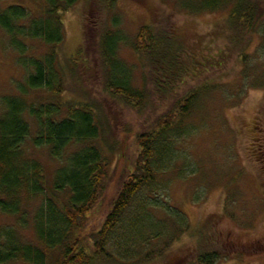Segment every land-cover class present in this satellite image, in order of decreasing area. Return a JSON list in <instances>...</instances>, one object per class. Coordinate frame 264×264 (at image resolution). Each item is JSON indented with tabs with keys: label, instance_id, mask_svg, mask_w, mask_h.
Masks as SVG:
<instances>
[{
	"label": "trees",
	"instance_id": "obj_1",
	"mask_svg": "<svg viewBox=\"0 0 264 264\" xmlns=\"http://www.w3.org/2000/svg\"><path fill=\"white\" fill-rule=\"evenodd\" d=\"M75 2L47 0L44 17L37 19L21 7L0 9V29L26 70L24 81L16 86L19 94L0 99V212L16 220L14 226L0 228V264H151L188 230L186 217L155 194L164 186L158 178L172 172L179 161L178 141L194 132L195 126L188 122L194 107L215 86L195 84L196 67L205 62L186 70L181 49L166 31L143 26L133 39L121 40L117 21L112 20L113 30L103 32L95 48L102 61L103 91L135 114L147 110L153 116L149 128L112 129L108 119L114 116L112 111L87 97L76 103H30L28 91L53 96L66 91L56 47L65 40L61 15ZM176 4L190 16L227 10L233 41L264 38V0H176ZM29 39L50 49L30 56L25 43ZM125 42L151 69L149 89L145 83L134 86L132 69L117 58ZM83 63L76 62L68 75ZM240 77L249 80L245 70ZM249 87L264 90V81ZM30 123L35 126L32 138ZM131 136L134 153L124 158L119 151L116 164L112 161L116 147H124ZM33 149L45 150L59 163L51 186L42 163L32 157ZM179 170L184 174L183 168ZM93 215L102 221L90 222ZM89 222L97 225L90 229ZM27 227L30 239L21 232ZM219 260L215 251H199L188 264H219Z\"/></svg>",
	"mask_w": 264,
	"mask_h": 264
},
{
	"label": "rangeland",
	"instance_id": "obj_2",
	"mask_svg": "<svg viewBox=\"0 0 264 264\" xmlns=\"http://www.w3.org/2000/svg\"><path fill=\"white\" fill-rule=\"evenodd\" d=\"M46 1L1 0L0 9L21 7L31 18H43ZM227 15V10H222L190 16L178 9L176 0H76L61 15L65 40L56 47L66 91L59 96L44 91L26 94L30 103H76L87 97L112 111L114 116L108 118L112 129L117 125L133 131L149 128L153 116L147 110L135 114L103 91L102 61L95 48L99 36L113 30L112 20L117 21L115 29L121 40L133 39L143 26L157 33L166 31L181 49L180 59L188 71L205 62L204 67H196L195 84L215 88L202 95L194 107L188 121L195 126L194 132L178 141L179 161L172 172L158 178L164 186L155 194L186 217L188 230L151 264H188L199 251H215L219 264H264V90L249 87L264 81V38L256 35L241 43L233 41ZM25 43L30 56L38 57L50 49L39 40ZM86 45L92 49L88 51ZM14 49L0 29V99L18 95L16 86L26 75ZM117 58L132 69L134 86H152L151 69L129 43L120 45ZM82 61L83 67L77 66L70 76L76 62ZM244 70L248 81L240 77ZM30 125L32 138L35 126ZM135 149L133 136L126 137L124 147H116L112 161L118 164L119 151L129 158ZM32 157L42 163L51 186L59 163L45 150L33 149ZM158 216H163L161 210ZM100 219L93 215L90 222ZM90 222V229L97 225ZM15 223L14 217L0 212V228ZM21 232L30 239V227Z\"/></svg>",
	"mask_w": 264,
	"mask_h": 264
}]
</instances>
